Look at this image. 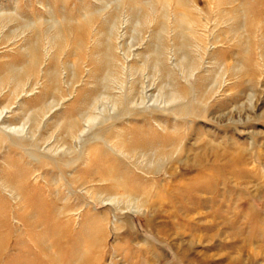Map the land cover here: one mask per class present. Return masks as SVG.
I'll use <instances>...</instances> for the list:
<instances>
[{
    "label": "rangeland",
    "instance_id": "1",
    "mask_svg": "<svg viewBox=\"0 0 264 264\" xmlns=\"http://www.w3.org/2000/svg\"><path fill=\"white\" fill-rule=\"evenodd\" d=\"M0 113V264H264V0H0Z\"/></svg>",
    "mask_w": 264,
    "mask_h": 264
},
{
    "label": "bare ground",
    "instance_id": "2",
    "mask_svg": "<svg viewBox=\"0 0 264 264\" xmlns=\"http://www.w3.org/2000/svg\"><path fill=\"white\" fill-rule=\"evenodd\" d=\"M112 107H113V105H112ZM105 108V106H104V104H100L99 106H94V111L95 112H102V109H104ZM108 109V108H107ZM105 110V109H104ZM0 116H1V113H0ZM0 120H2L1 118H0ZM79 125V121H77V120H72L69 124H68V126H67V128H66V133L68 134V133H71V132H73L74 131V129H75V127L76 126H78ZM4 131H6V132H8V133H11L12 131L13 132H16V131H18V129H15V128H8V127H4V128H2ZM65 131V130H64ZM20 132H21V130H20ZM162 151V150H161ZM164 151V150H163ZM162 155L163 154H160V152H159V154L157 155V156H160V157H157L156 158V160H160L159 158H162ZM164 155H165V153H164ZM167 156V155H166ZM157 162V161H156ZM164 162V161H163Z\"/></svg>",
    "mask_w": 264,
    "mask_h": 264
}]
</instances>
